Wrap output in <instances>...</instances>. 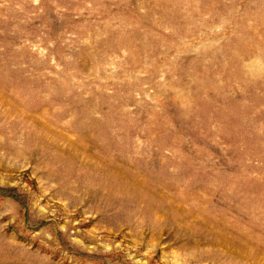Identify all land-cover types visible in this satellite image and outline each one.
<instances>
[{
  "label": "rangeland",
  "instance_id": "rangeland-1",
  "mask_svg": "<svg viewBox=\"0 0 264 264\" xmlns=\"http://www.w3.org/2000/svg\"><path fill=\"white\" fill-rule=\"evenodd\" d=\"M0 264H264V0H0Z\"/></svg>",
  "mask_w": 264,
  "mask_h": 264
}]
</instances>
